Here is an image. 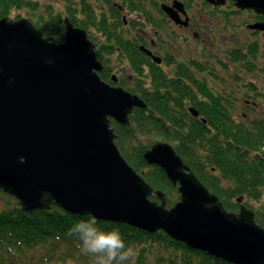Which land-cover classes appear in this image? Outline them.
<instances>
[{
	"label": "water",
	"instance_id": "obj_1",
	"mask_svg": "<svg viewBox=\"0 0 264 264\" xmlns=\"http://www.w3.org/2000/svg\"><path fill=\"white\" fill-rule=\"evenodd\" d=\"M234 1L264 14V0ZM66 32L58 44L27 19L0 21V187L28 212L56 205L150 233L163 230L234 264H264V228L255 213L245 206L229 212L166 144L154 145L145 160L179 185L180 201L168 209L166 201L151 200L154 189L121 155L108 119L128 126L131 112L145 103L103 85L85 32L68 21Z\"/></svg>",
	"mask_w": 264,
	"mask_h": 264
},
{
	"label": "trees",
	"instance_id": "obj_2",
	"mask_svg": "<svg viewBox=\"0 0 264 264\" xmlns=\"http://www.w3.org/2000/svg\"><path fill=\"white\" fill-rule=\"evenodd\" d=\"M21 1L35 3L41 14L35 22L46 35L57 39L63 35V16L54 10L53 3L48 7L46 18L40 0H0V16L9 13ZM84 4L86 6V2ZM153 8L158 10L156 2ZM150 11L145 8L146 13ZM66 12L76 26L82 27V20L74 17L67 8ZM256 48L255 43L250 44L248 58L253 57ZM162 79L169 84L176 83L165 75ZM180 87L181 93L177 95L182 96L185 90L192 94L189 87L182 84ZM162 88L156 79L151 91L146 89L141 93L149 109L135 111L132 126L120 127L116 132L117 144L128 163L142 173L154 189L163 192L168 189L173 193L175 189L165 172L147 167L143 159L149 147L144 142H149L152 137L164 140L176 145L185 162L229 210L238 208L235 202L238 198L260 202L264 193V121H241V126H236L227 115L242 102L234 100V93L226 88L212 94L223 98L209 97V103H206V94L212 93L207 88L209 92L204 93V99L194 102L193 106L204 114L208 124L194 122L185 130L182 126L186 123L176 111V102L163 95ZM224 137L230 142H222ZM136 143L142 147H137ZM2 200L5 206L0 208V264H92V258L82 252L79 241L68 235L75 222L88 219V216L71 215L56 207L51 211L25 213L13 197L0 189ZM172 201H176V195L168 200L169 206L174 204ZM253 211L257 222L264 227V208ZM98 224L106 230L119 229L125 243L137 251L136 264H228L207 253L190 250L162 231L150 234L119 223L98 221ZM55 251L58 252L55 254Z\"/></svg>",
	"mask_w": 264,
	"mask_h": 264
},
{
	"label": "rangeland",
	"instance_id": "obj_3",
	"mask_svg": "<svg viewBox=\"0 0 264 264\" xmlns=\"http://www.w3.org/2000/svg\"><path fill=\"white\" fill-rule=\"evenodd\" d=\"M83 1L84 0H73L72 3L74 5H82L81 9H83L85 8ZM122 1L124 0H85L89 6L87 10L96 11L98 14L101 11H106L107 17H113L114 19L119 18L120 8L118 5L121 3L125 4L127 7L125 14L128 16L127 18L130 23L126 28V32L129 33V36L144 37V35H150L152 38H155L157 42L162 43L164 48L169 49L171 53L175 54L178 64L211 60V67H215L217 64L224 66L222 62L226 59L227 50L238 47L240 51L244 49L246 53L249 50V44L255 43L257 48L253 53L254 66L250 68L249 71H246V73H243L238 72L235 68L237 63L231 62L229 69L224 70V68H220L221 71L217 73L220 80L215 83L217 85L223 84L222 86L226 88L228 87L226 84H228L230 88H232L234 84H240V81L242 84L243 81L253 82V87L258 92L253 93V101H257V108L255 111H251L250 116L257 121L264 118V34L252 35L250 31L246 30L247 22H253V19L248 14H245L243 17L239 12H231L233 6L229 7L226 3L215 7L206 0H179L188 7L189 17L191 18V22H193V26L189 29H178V31H175L174 27L171 25L168 29H162L159 24L165 23L164 20H149L150 18L153 19L151 13L128 10L130 3ZM155 1L156 0H135V2L139 3L143 8H148L153 11L156 10L153 8ZM158 1L166 4L174 0ZM63 2L64 0H57L56 7H61L65 13L67 4L64 7V4H62ZM46 11L45 9V12ZM17 16L26 18V12L13 11L11 13L13 19L17 20L15 18ZM94 35L97 36L99 41L104 42L103 39L101 40L100 35ZM163 40L167 42L163 43ZM234 59L242 60L245 59V56L236 55ZM239 67L241 66H237V68ZM122 75H124L130 86L133 87L139 84L136 76L131 71L127 70L126 72L118 73L119 77ZM198 76L201 79L205 77L202 73H199ZM208 79L209 78H207V80ZM213 84L214 83L209 84V86L211 87ZM207 95L208 98L216 97L213 96L212 93H208ZM234 116L239 118V112L237 110L234 112ZM189 124H191V121H189ZM182 134L185 135V132ZM160 192L163 194L161 198H165L167 202L172 195H176L175 190L173 193L168 189H166L165 192L160 190ZM172 203H174V201H172ZM245 204L249 207H253V209L264 208V193L260 202H245ZM1 207L3 206L1 205L0 208ZM57 252L58 251H55L54 253L56 254Z\"/></svg>",
	"mask_w": 264,
	"mask_h": 264
},
{
	"label": "clouds",
	"instance_id": "obj_4",
	"mask_svg": "<svg viewBox=\"0 0 264 264\" xmlns=\"http://www.w3.org/2000/svg\"><path fill=\"white\" fill-rule=\"evenodd\" d=\"M68 235L79 241L82 252L92 258V264H136L137 251L125 243L119 229L100 227L94 216L75 222Z\"/></svg>",
	"mask_w": 264,
	"mask_h": 264
},
{
	"label": "flooded vegetation",
	"instance_id": "obj_5",
	"mask_svg": "<svg viewBox=\"0 0 264 264\" xmlns=\"http://www.w3.org/2000/svg\"><path fill=\"white\" fill-rule=\"evenodd\" d=\"M223 3H226L227 4V6H229V7H231V6H233V10H231V12H233V13H236V12H239L243 17H244V15L245 14H248L252 19H253V22H251V21H248L247 22V29H248V26H251V25H253L254 23H258V22H260V23H264V14H257L255 11H253V9H250V10H244V11H242L241 9H238L237 7H236V3L233 1V0H212V4L216 7V6H219V5H222ZM177 5V6H181V5H179L177 2H174V5ZM122 5V4H121ZM120 7V12L121 13H124L125 12V8L124 7H126L125 5H123V6H119ZM177 9V11H181L179 8H176ZM182 10H183V7H182ZM139 15H140V13H139ZM141 16V15H140ZM187 20V19H186ZM124 21H125V25L126 26H128L130 23H129V21H128V19H127V17H125L124 18ZM188 21V22H187ZM184 24H180V25H177V27H182V28H187V27H190L191 26V20L189 19V20H187ZM159 26L162 28V29H168L169 28V26H170V22H165V23H160L159 24ZM249 30V29H248ZM251 33H252V35L253 34H255V35H262V34H264V33H262V32H257V31H253V30H249ZM124 35L125 36H127V35H129V33H127V32H124ZM134 38H136V37H134ZM150 39H152V37L150 38ZM146 40V39H145ZM147 41V43H148V45H149V47H152V48H155L156 47V42H155V40H146ZM146 45V44H145ZM147 46V45H146ZM151 50V49H150ZM237 49H234V50H232L231 51V53L233 54V55H236V53H237ZM154 54L155 55H158V54H156L155 52H154ZM162 58V57H161ZM229 58H230V56H229ZM163 59V58H162ZM144 60L146 61V63H148L149 62V60L147 59V58H144ZM110 63L107 65V67L109 68V69H111V70H113V71H115V70H127V69H130V61H129V58L127 57V55L125 54V55H123L122 57H116V58H114V62H112V59L110 58ZM225 65H229V61H226L225 62Z\"/></svg>",
	"mask_w": 264,
	"mask_h": 264
},
{
	"label": "bare ground",
	"instance_id": "obj_6",
	"mask_svg": "<svg viewBox=\"0 0 264 264\" xmlns=\"http://www.w3.org/2000/svg\"><path fill=\"white\" fill-rule=\"evenodd\" d=\"M130 227H133V226H130ZM133 228L138 229V228H136V227H133ZM138 230L144 231V230H142V229H138ZM144 232H147V231H144ZM147 233H150V232H147ZM150 234H153V233H150Z\"/></svg>",
	"mask_w": 264,
	"mask_h": 264
}]
</instances>
